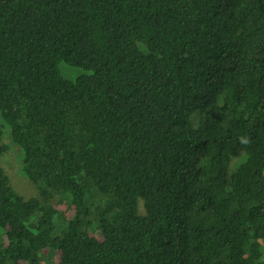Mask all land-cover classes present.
<instances>
[{"label":"trees","instance_id":"trees-1","mask_svg":"<svg viewBox=\"0 0 264 264\" xmlns=\"http://www.w3.org/2000/svg\"><path fill=\"white\" fill-rule=\"evenodd\" d=\"M2 121L0 264H264V0H0Z\"/></svg>","mask_w":264,"mask_h":264},{"label":"rangeland","instance_id":"rangeland-1","mask_svg":"<svg viewBox=\"0 0 264 264\" xmlns=\"http://www.w3.org/2000/svg\"><path fill=\"white\" fill-rule=\"evenodd\" d=\"M67 64H63L61 66L62 69L65 70L66 74L69 75V76H77V75H80L81 73H83V71H75V70H72L70 68H67ZM66 67V68H65ZM87 73V72H85ZM84 73V74H85ZM0 123H3L0 122ZM4 141L13 146L11 148V150L9 151L8 155L4 158L3 160V164L4 166H6L10 172V176H11V184L13 185V187L19 191H23V192H26V193H31L33 192V189L31 188L30 190V186L28 183H30L28 181V179L25 177V175L23 176L22 175V171L20 170V167H19V164L17 163L16 161V155H18V153L20 152V148L17 146V145H14L11 141V138H10V132H9V126L6 124V126H4ZM21 153V152H20ZM242 160L241 158H235L233 159L230 164H229V167H228V170H234L236 168V166L241 163ZM96 215H93V217H96ZM97 223V221L95 220V224ZM94 229H97V228H94ZM55 257V255H54ZM52 258V257H51ZM55 260H57V258H54Z\"/></svg>","mask_w":264,"mask_h":264},{"label":"bare ground","instance_id":"bare-ground-1","mask_svg":"<svg viewBox=\"0 0 264 264\" xmlns=\"http://www.w3.org/2000/svg\"><path fill=\"white\" fill-rule=\"evenodd\" d=\"M73 2H74V0H73ZM75 3H76V2H75ZM74 5H75V4H74ZM207 143H208V142H207ZM207 145H208V144H207ZM209 145H210V144H209ZM209 145H208V147H210ZM210 148H211V147H210ZM211 152H212V151H211ZM214 155H215V154H214ZM202 171H203V170H202ZM197 192H198V191H197ZM188 193H189V192H188ZM184 194L186 195V193H184ZM191 194H192V193H191ZM156 195H157V194H156ZM187 195H188V194H187ZM187 195H186V197H187ZM189 196H190V194H189ZM154 197H155V196H154ZM157 198H158V196H157ZM182 198H183V197H182ZM154 200L156 201V198H154L153 201H154ZM178 200H179V199H178ZM184 200H185V199H184ZM179 201H180V200H179ZM189 201H190V200H189ZM158 202H160V201H158ZM187 202H188V201H187ZM193 202H194V201H193ZM160 203H161V202H160ZM178 203H179V202H178ZM186 204L189 205V203H186ZM192 204H193V203H192ZM156 207H157V206H156ZM189 207H191V206H189ZM11 208H13V207H11ZM159 208H160V207H158V209H159ZM185 208H186V207H185ZM187 208H188V207H187ZM13 210H14V209H13ZM190 210H191V209H190ZM7 211H8V210H7ZM9 212H10V211H9ZM12 212L14 213V211H12ZM16 212H18V211L16 210ZM16 212H15V214H18V213H16ZM160 212H161V210H160ZM191 212H192V211H191ZM7 213H8V212H7ZM13 213H12V214H13ZM4 214H6V213H4ZM4 214H2V215H4ZM19 214H20V213H19ZM19 214H18V215H19ZM9 215L12 217L11 214H9ZM9 215H5V216H9ZM20 215H21V214H20ZM16 216H17V215H16ZM0 217H1V216H0ZM3 218H5V217H3ZM13 218H14V217H13ZM11 219H12V218H11ZM0 220H1V218H0ZM7 220H8V219H7ZM9 220H10V219H9ZM15 220H16V218H15ZM3 221H4V220H3ZM11 221H12V223H13V219H12ZM135 222H136V221H135ZM135 222H134V223H135ZM129 223H130V222H129ZM129 223H128V224H129ZM1 224H3V223H1ZM130 226H131V225H130ZM0 227H1V226H0ZM131 227H132V226H131ZM133 227H134V226H133ZM126 228H128V226H127ZM135 228H136V227H135ZM137 228H138V227H137ZM137 228H136V229H137ZM128 229H129V228H128ZM128 229H127V230H128ZM138 231H139V230H138ZM128 233H129V232H128ZM128 233H127V234H128ZM131 233H132V232H131ZM131 233H130V234H131ZM132 234H133V233H132ZM137 236H138V235H137ZM140 237H141V236H140ZM134 238H135V237H134ZM135 239H136V238H135ZM137 239H138V238H137ZM137 239H136V240H137Z\"/></svg>","mask_w":264,"mask_h":264},{"label":"clouds","instance_id":"clouds-1","mask_svg":"<svg viewBox=\"0 0 264 264\" xmlns=\"http://www.w3.org/2000/svg\"><path fill=\"white\" fill-rule=\"evenodd\" d=\"M68 67V66H67ZM74 76V75H73ZM9 132H10V128H9ZM10 138H11V134H10ZM3 141H4V137H3ZM11 141H12V138H11ZM5 142V141H4ZM6 143V142H5ZM12 143H13V141H12ZM14 144V143H13ZM15 145V144H14ZM235 158H238V157H232V159L230 160V162L233 160V159H235ZM230 164V163H229ZM238 166V165H237ZM237 166H236V168H237ZM236 168L234 169V170H228L227 171V177H224V179L226 180V181H230L231 180V176H232V174L236 171ZM97 217V216H96ZM95 220V219H94ZM94 228H96V227H98L97 226V224H95L94 226H93Z\"/></svg>","mask_w":264,"mask_h":264}]
</instances>
